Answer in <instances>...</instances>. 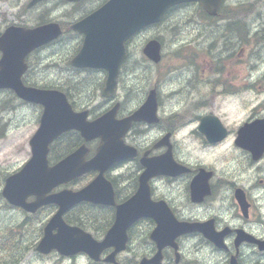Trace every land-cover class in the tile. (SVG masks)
<instances>
[{
    "label": "flooded vegetation",
    "instance_id": "1",
    "mask_svg": "<svg viewBox=\"0 0 264 264\" xmlns=\"http://www.w3.org/2000/svg\"><path fill=\"white\" fill-rule=\"evenodd\" d=\"M73 68L70 76L75 81L74 103L80 106L78 109H88L95 118L116 103L122 106V102L115 99L117 96L108 99L103 95L108 78L106 68ZM63 73L67 74L64 66L60 75ZM183 114L177 115L182 117ZM177 115L161 118L156 124L141 122L138 126L143 128H139L137 134L131 131L127 135L129 143L142 151L139 150L140 155L128 161V164L135 163L132 170H135L137 184L140 173L145 169L141 162L144 154L160 157L172 149L175 161L183 166L177 169L166 166L169 174L150 180V198L158 202L165 200L167 208L157 217L154 214L133 221L126 231L124 249L118 251L120 245L116 244L102 248L96 244L102 242L114 224L116 211L115 206L99 204V218L98 213L83 217L75 208L68 210L64 214L68 228L55 227L53 230L59 233L61 248L38 250L48 216L58 209L55 205H46L35 213L25 212L32 219L26 218L9 226L0 225V264H140L153 258L151 264H231L232 261L236 264H264V154L255 160L251 153L237 147V134L226 124V137L210 141L199 130L201 116L195 118V128L188 134L183 127H177L181 118L178 119ZM152 129H156L157 137L144 143L148 136L151 137ZM180 136L190 140V154L180 147ZM137 138L142 142L139 143ZM226 143L229 147L225 153ZM241 155L248 160L242 159ZM259 165V171L255 170ZM181 168L187 170L179 172ZM138 189V185L130 188L131 192L115 187L116 204L123 203ZM239 189L244 191V198L249 203L247 215H244L237 198ZM173 217L189 221L212 220L217 231H221L225 245L218 247L199 232L181 235L175 243L171 228ZM74 227H81L92 235L96 241L91 243L92 248L99 257L77 250L78 242L85 234ZM240 229L248 234L250 240L238 242L237 231ZM122 237L123 234H119L118 244ZM109 257H113L112 261L106 260Z\"/></svg>",
    "mask_w": 264,
    "mask_h": 264
},
{
    "label": "rangeland",
    "instance_id": "2",
    "mask_svg": "<svg viewBox=\"0 0 264 264\" xmlns=\"http://www.w3.org/2000/svg\"><path fill=\"white\" fill-rule=\"evenodd\" d=\"M30 0H0V31H4L9 24L34 26L43 21L50 19L63 20L70 17H77L82 8L73 7L64 3L62 0H42L32 7L27 4ZM227 9L231 6L240 4H250L252 11L247 13L245 17L241 16L244 23L256 25V28L264 26V0H226ZM249 10L248 8H246ZM200 15V9L197 4H188L176 9L167 20L158 25L145 30L137 38L132 41L130 50L132 59H141L142 46L147 40L153 36L163 38L165 59L159 65H151L149 62L139 66L136 72H128L130 80L128 84H135L130 91V98L127 105L131 106L132 102L138 98V94L146 92L154 85H157L162 100V112L168 113L174 110H184L205 93L211 90L210 78L213 77V71L217 68L214 63L215 55L219 53L218 67L226 68L225 75L230 81L237 86V92L228 96L224 94L218 97L216 105H219L218 112L233 124L242 123L246 118L253 115L254 112L260 111L264 114V43L259 47L252 44L244 46H235L233 43L226 49L224 38L218 39L228 30L230 21L237 20L235 17L209 21L206 23L197 19ZM229 41V33H225ZM233 37V36H232ZM218 44H212L213 41ZM77 43L75 37L59 42L56 46L46 48L39 52L43 57L52 54L53 57L60 60L64 59ZM195 50H205L199 63H190L185 56L186 52L191 48ZM54 52V53H53ZM162 68L160 69V67ZM41 67V66H40ZM40 67L36 70L39 72ZM160 71V75L158 73ZM74 80L65 79V84L74 88ZM43 82L38 84H42ZM176 94H181L179 99L175 98ZM187 96V97H185ZM14 94L10 90H0V116H12L9 110H13L20 116V120L32 118L33 124L37 119V109L31 106L15 105L17 102L13 100ZM181 97H184L182 100ZM240 98V99H238ZM237 99V100H236ZM8 101L10 105L3 104ZM5 111H2V108ZM193 116V115H191ZM15 119L17 117L13 116ZM21 127V122L12 123L9 131L10 136L0 143V182L2 177L8 172H17L28 161L30 151V138L34 132L31 128L28 136L20 135V141L13 154L19 156L25 154L23 164L14 170L20 163L19 158L11 154L12 148H7L8 143H12L15 139V132ZM1 135V133H0ZM130 168V165L128 166ZM13 170V171H12ZM131 173L129 169L128 175Z\"/></svg>",
    "mask_w": 264,
    "mask_h": 264
},
{
    "label": "water",
    "instance_id": "3",
    "mask_svg": "<svg viewBox=\"0 0 264 264\" xmlns=\"http://www.w3.org/2000/svg\"><path fill=\"white\" fill-rule=\"evenodd\" d=\"M37 1L32 0L30 5ZM174 2L175 0H111L108 2L106 9V12L108 11V90H111L115 85L118 68L124 57V41L133 31L131 30L132 25L129 24L130 21L137 16L139 24L133 27L134 29H138L148 23L159 20L164 10ZM203 3L211 14H216L221 0H203ZM94 16L92 14L83 21L74 24V28L86 32L85 47L87 46L86 48L90 53L95 54L91 55V57H99V53L96 54L94 52L99 47L97 43L102 42L100 38L104 37V35H101L103 33L102 28L104 27L100 26L101 28L95 35L94 27L91 24ZM105 25L106 23H104ZM60 32L61 28L57 23H49L33 29L10 27L0 38V49L4 55L0 61V87H11L20 96L33 100H40L47 96V93L52 92L25 87L21 76L26 69V55L37 46L57 37ZM104 32L106 31L104 30ZM159 49V42L152 41L148 44L145 51L152 58L158 60L160 57ZM90 53H88V56ZM91 59L90 62L93 64L94 61L92 62ZM74 62H77V58L73 60ZM90 62H87V64ZM46 128V125H43L34 138L33 145L36 155L25 168L24 174H30L35 170H46V156L44 154ZM58 168L68 170L66 162ZM5 193L9 194L7 190ZM11 201L19 203L13 198ZM135 211L139 215L137 207Z\"/></svg>",
    "mask_w": 264,
    "mask_h": 264
},
{
    "label": "trees",
    "instance_id": "4",
    "mask_svg": "<svg viewBox=\"0 0 264 264\" xmlns=\"http://www.w3.org/2000/svg\"><path fill=\"white\" fill-rule=\"evenodd\" d=\"M239 12H240V9H236V10L232 11V13H233L234 15H237V13H239ZM231 17L233 18V16H231ZM239 19H240V18H239ZM241 21H242V20L240 19V20H238V21L236 22V24H235V23H233L232 25L229 24V26H231V27L228 28V30H231V29H233V28L236 27V29H237L239 32H241V34H243L242 37L246 38L247 34H244V32L246 31V28H245L244 23H242ZM260 41H264V36H260V37L257 38V41H256V42H260Z\"/></svg>",
    "mask_w": 264,
    "mask_h": 264
},
{
    "label": "bare ground",
    "instance_id": "5",
    "mask_svg": "<svg viewBox=\"0 0 264 264\" xmlns=\"http://www.w3.org/2000/svg\"><path fill=\"white\" fill-rule=\"evenodd\" d=\"M235 21H236V20H234V21H230V22H229V24H231V25H232V24H233ZM241 22L243 23V21H241ZM229 24H228V28H230V27H231V26H229Z\"/></svg>",
    "mask_w": 264,
    "mask_h": 264
}]
</instances>
